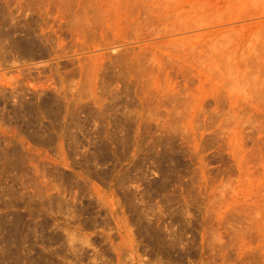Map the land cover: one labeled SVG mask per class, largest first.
Instances as JSON below:
<instances>
[{
	"label": "rangeland",
	"instance_id": "1",
	"mask_svg": "<svg viewBox=\"0 0 264 264\" xmlns=\"http://www.w3.org/2000/svg\"><path fill=\"white\" fill-rule=\"evenodd\" d=\"M263 24L0 0V264H264Z\"/></svg>",
	"mask_w": 264,
	"mask_h": 264
},
{
	"label": "bare ground",
	"instance_id": "2",
	"mask_svg": "<svg viewBox=\"0 0 264 264\" xmlns=\"http://www.w3.org/2000/svg\"><path fill=\"white\" fill-rule=\"evenodd\" d=\"M260 22V21H259ZM257 23V22H256ZM259 24V23H258ZM256 26V25H255ZM260 26H262V25H260ZM263 27H264V24H263ZM260 44H263L262 42H260ZM253 47V46H252ZM251 47V48H252ZM263 48H264V46H263ZM260 62V61H259ZM262 62V61H261ZM264 62V61H263ZM260 65V64H259ZM262 66H263V64H261ZM258 66V65H257Z\"/></svg>",
	"mask_w": 264,
	"mask_h": 264
}]
</instances>
